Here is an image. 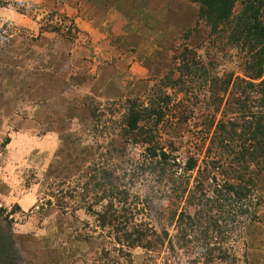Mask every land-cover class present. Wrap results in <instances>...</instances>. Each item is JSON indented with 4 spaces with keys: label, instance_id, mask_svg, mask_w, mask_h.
Here are the masks:
<instances>
[{
    "label": "rangeland",
    "instance_id": "1",
    "mask_svg": "<svg viewBox=\"0 0 264 264\" xmlns=\"http://www.w3.org/2000/svg\"><path fill=\"white\" fill-rule=\"evenodd\" d=\"M246 1L212 29L191 0H0V218L18 264H264V155L251 204L203 172L218 125L240 123ZM65 16L74 38L42 29ZM135 99L163 112L136 140Z\"/></svg>",
    "mask_w": 264,
    "mask_h": 264
},
{
    "label": "trees",
    "instance_id": "2",
    "mask_svg": "<svg viewBox=\"0 0 264 264\" xmlns=\"http://www.w3.org/2000/svg\"><path fill=\"white\" fill-rule=\"evenodd\" d=\"M191 1L200 5L202 15L208 20L212 29H217L230 19L237 2V0ZM258 4L259 0H250L242 4L246 17L240 24V30L236 31V48L247 52L250 58L247 77L239 82H233L232 85L233 90L238 89L239 94L243 95L237 104L240 123L236 125L228 122L218 125V131L210 139L212 146L208 148L207 154L217 150L220 158L208 161L203 169L204 174L212 182L216 184L219 180L224 182L221 186L223 192L228 191L234 197L241 198V201L247 200V204L253 203L256 177L258 172L263 171L261 160L264 155V125L262 123L264 114V8L262 9ZM64 18L65 24L61 21L46 20L42 29L72 39L79 33V29L73 19L67 16ZM212 80H223V78L215 76ZM221 84L225 86V92L230 86V80H223ZM138 102L140 99L128 101L126 112V125L134 140L137 139L134 133L143 135L140 133L142 130L140 122L153 121L152 119L155 118V122L159 123L163 117L162 110L153 109L151 106L145 108L139 106ZM237 128H240L238 132ZM152 136L154 137L153 130L147 132V135L141 139L147 143ZM149 152L150 155H155L154 149H149ZM159 155L165 156L164 152ZM189 167L192 168V164ZM253 167H256V170ZM228 179L233 180L234 183L229 184ZM20 262L21 257L12 237L11 223L6 217L0 218V264Z\"/></svg>",
    "mask_w": 264,
    "mask_h": 264
}]
</instances>
